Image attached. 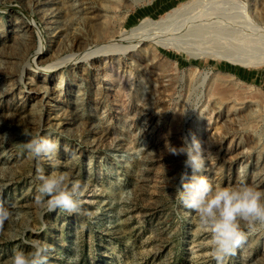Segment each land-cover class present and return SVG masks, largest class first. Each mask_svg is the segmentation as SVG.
<instances>
[{
	"label": "rangeland",
	"instance_id": "rangeland-1",
	"mask_svg": "<svg viewBox=\"0 0 264 264\" xmlns=\"http://www.w3.org/2000/svg\"><path fill=\"white\" fill-rule=\"evenodd\" d=\"M207 1L0 0V204L11 211L0 223V264L37 240L52 246L48 264H216L210 234L172 197L181 173H192L165 141L179 147L195 133L213 184L264 188V63L254 65L264 60V0ZM178 7L166 29L141 31L145 43L131 52L79 56L78 36L94 46L101 25L105 40L118 39ZM20 18L32 26L28 50L18 49ZM165 35L180 49L147 42ZM23 129L53 140L56 152L23 153ZM38 167L80 181L91 216L35 204ZM225 264H264V229Z\"/></svg>",
	"mask_w": 264,
	"mask_h": 264
},
{
	"label": "clouds",
	"instance_id": "clouds-1",
	"mask_svg": "<svg viewBox=\"0 0 264 264\" xmlns=\"http://www.w3.org/2000/svg\"><path fill=\"white\" fill-rule=\"evenodd\" d=\"M143 130V129H142ZM28 137L19 147L33 159L51 157L57 150V144L43 136L33 135L23 129ZM6 135V134H5ZM183 143L177 147L165 141L167 153L184 155L185 168L191 169L180 175V186L172 196L178 206L191 210L197 217L199 226L210 234L209 244L216 264H225L234 254L247 234L264 229V188L243 180L234 184H213L204 175L205 149L195 133L182 137ZM37 181L35 204L50 212L60 209L69 213H82L80 198L83 188L78 180L66 184V174L52 172L45 174L36 169ZM9 207L0 204V223L9 220ZM43 215V213H42ZM30 248H18L8 258L6 264H48L52 246L46 241H26Z\"/></svg>",
	"mask_w": 264,
	"mask_h": 264
},
{
	"label": "bare ground",
	"instance_id": "bare-ground-1",
	"mask_svg": "<svg viewBox=\"0 0 264 264\" xmlns=\"http://www.w3.org/2000/svg\"><path fill=\"white\" fill-rule=\"evenodd\" d=\"M201 0H192V2L194 3V2H200ZM206 2H208L207 0H205ZM109 2V1H108ZM210 2V1H209ZM190 4H192V3H190ZM112 5H113V3H112ZM114 5H116V4H114ZM186 5H188V4H186ZM202 5V4H201ZM40 6L41 5H38V7H37V9H38V12H40L41 10H39V8H40ZM185 6V5H184ZM110 9V8H109ZM181 8H175V9H173V10H171L170 12H168L165 16H163L161 19H159V21H154V20H151V19H144L139 25H137V26H134L130 31H128L129 33H122L121 34V36L118 38V39H114V38H110L109 40H105V38L107 37V39H108V31L109 30H107V28L108 27H106V25H104V26H100V27H98V26H96V27H98V28H96L94 31L95 32H97V37H96V39L97 40H101V41H99L97 44H95L94 46L92 45L91 46V40H88L87 39V36L85 37V36H78V37H76L75 39H76V41H75V39H74V41H75V43L77 44V46H78V48L82 51H80L81 52V54H79V56H81V57H83V58H92V57H94L95 55H100V56H104V57H106L109 53H111L112 54V52L114 51L115 52V50L116 49H118L119 47L121 48V49H123V50H125V51H132L134 48H136L138 45H140V43H145V42H142L143 40H142V36H141V31L143 32L144 31V29H146V28H148V27H152V26H160V27H162V26H164L168 21H169V19L173 16V15H175L176 13H178L179 12V10H180ZM112 10V9H111ZM35 11V10H34ZM35 12H37V11H35ZM19 21H18V23H20V24H25V22H23V19H18ZM170 20H172V19H170ZM26 25V24H25ZM100 25V24H99ZM167 25V24H166ZM168 26V25H167ZM32 27V26H31ZM31 27H30V25H26V26H24L23 27V29H17V42H18V49H22V48H26L27 50L28 49H30V46H31V39H30V35L32 34V33H30V30H31ZM163 28H165L166 29V27L164 26ZM148 29H150V28H148ZM156 30H158V29H156ZM159 30H161V29H159ZM111 31V30H110ZM87 32V31H86ZM156 32H158V31H156ZM160 32H162V31H159V33ZM167 32V31H166ZM110 33V32H109ZM146 32L144 31V34H145ZM145 35H147V33L145 34ZM32 36V35H31ZM91 36V35H90ZM150 36V35H149ZM154 36V35H153ZM155 36H156V34H155ZM151 37V36H150ZM170 38H172V37H170ZM169 38V36H167V35H165V36H163V37H161L160 39H159V37H158V40L157 41H153V39L151 40V41H147L148 43H150V44H152V45H154V46H160V47H163V48H175V49H180V45H178L176 42H174L172 39H170ZM95 39V40H96ZM72 40V39H71ZM94 40V41H95ZM106 42H105V41ZM146 40V39H145ZM149 40H150V38H149ZM73 41V40H72ZM103 41V42H102ZM67 42V41H66ZM100 42H102V43H100ZM134 43V44H133ZM33 46V45H32ZM66 46V45H65ZM68 46V45H67ZM66 46V47H67ZM119 48V49H120ZM41 49H42V47H41ZM70 49V48H69ZM122 51V50H121ZM28 52V51H27ZM113 52V53H114ZM119 52V51H118ZM124 52V51H123ZM54 53V52H53ZM264 54V53H263ZM262 54V55H263ZM40 53L38 52L33 58H36L35 59V61L37 60V59H40ZM55 55V54H54ZM83 55V56H82ZM110 55V54H109ZM194 56H198V55H194ZM103 57V58H104ZM23 58V57H22ZM112 58V57H111ZM73 59V58H72ZM227 59L229 60V61H232V62H236V63H241V64H244V65H249L251 62L250 61H247L246 59V61H239V59L240 58H233V57H227ZM262 59V58H261ZM256 60L257 62L256 63H254V65H260V64H262V63H264V60L262 59V60ZM41 60V59H40ZM66 60V59H65ZM105 60V59H104ZM110 60V59H109ZM112 60H113V58H112ZM242 60H244V59H242ZM38 61V60H37ZM70 61V60H69ZM68 62V61H67ZM72 62V61H71ZM78 62V61H77ZM111 62V61H110ZM107 63V62H106ZM113 63V62H112ZM59 64H61V63H59ZM117 64V63H116ZM109 65V64H108ZM113 65V64H112ZM115 66V65H114ZM56 67V66H55ZM57 67H59V66H57ZM117 67V66H116ZM54 66L53 65H51L48 69H45L44 71H45V73H46V75L47 74H51V73H53L54 72ZM144 68V67H143ZM114 70V69H113ZM112 70V71H113ZM14 76V75H13ZM18 77H20V76H18ZM7 78V77H6ZM155 78V77H154ZM162 78V77H161ZM2 80H5V78L4 77H2L1 78ZM15 81V80H14ZM42 81H44V83H45V81H47V78H45V79H42ZM20 82L19 81H15L14 83H13V85L15 86H19L20 84H19ZM23 84V83H22ZM26 85H27V83H26ZM25 85V86H26ZM65 85V82H62L61 81V83H60V85L58 86V87H56V89H61L63 86ZM28 86H29V91L30 92H34V93H36L37 92V88H36V86L34 87L33 86V84L32 83H30V84H28ZM27 86V87H28ZM13 87V86H12ZM45 88H47V86L45 87ZM8 90L6 91V93L5 94H9V93H13L12 92V88H7ZM6 90V89H5ZM45 90H47V89H45ZM228 90H230V89H228ZM153 91V90H152ZM160 91V90H159ZM51 93V92H50ZM54 93V92H53ZM163 93V92H162ZM222 93H225L226 94V92H222ZM4 93H3V95H5ZM224 94V95H225ZM40 118V117H39ZM242 157V156H241ZM242 159V158H241Z\"/></svg>",
	"mask_w": 264,
	"mask_h": 264
}]
</instances>
